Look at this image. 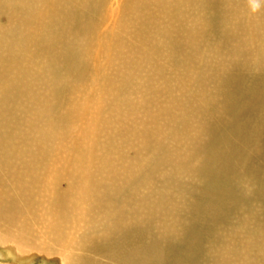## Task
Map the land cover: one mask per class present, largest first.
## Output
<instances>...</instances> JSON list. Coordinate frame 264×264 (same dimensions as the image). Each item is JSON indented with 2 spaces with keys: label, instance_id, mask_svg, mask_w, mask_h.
Returning a JSON list of instances; mask_svg holds the SVG:
<instances>
[{
  "label": "bare ground",
  "instance_id": "obj_1",
  "mask_svg": "<svg viewBox=\"0 0 264 264\" xmlns=\"http://www.w3.org/2000/svg\"><path fill=\"white\" fill-rule=\"evenodd\" d=\"M112 1L0 0V264H264V0Z\"/></svg>",
  "mask_w": 264,
  "mask_h": 264
},
{
  "label": "rangeland",
  "instance_id": "obj_2",
  "mask_svg": "<svg viewBox=\"0 0 264 264\" xmlns=\"http://www.w3.org/2000/svg\"><path fill=\"white\" fill-rule=\"evenodd\" d=\"M121 0H113L110 6V14L108 16L107 22L104 23V28L103 29V33L106 35L109 32L113 31V29L116 26V18L118 15V12L120 11L119 9V4H120ZM105 50V49H103ZM108 55L107 52H100L97 56H93V61H92V71L89 73V75L87 76V78L85 79L84 82V90L89 91V93L91 95L94 96V98L102 92L103 88H104V83H105V65L107 64L108 61ZM109 62V61H108ZM108 66V64H107ZM92 96V97H93ZM86 97H89L86 95ZM97 99V98H96ZM96 99H93V104H91L89 107H85V108H80L78 110H80L78 112V119L75 122V124H73V128L75 131H72V134L69 135V138H66L69 143L66 144V142L63 144V146L61 147L62 150L59 151L58 153H61V157L63 159L66 158L67 154L68 156H70V154L76 150L79 149L78 147H82L83 145L79 144L80 143V138L77 136L79 133H81L82 137H84L86 139V134L90 133V131L92 130V128L95 126L96 124V118L98 116V109H96ZM98 120V119H97ZM74 137V138H73ZM71 138H73L71 140ZM134 155V152H127V157L130 159L132 158ZM62 163L63 165V160L58 161V164ZM143 163V162H142ZM140 162L135 161L133 168L142 166L140 164H142ZM125 167H130V166H125ZM61 186H66L65 182L62 181L60 183ZM34 228H36V232L39 230H42V228H38V226H35ZM39 233V232H38ZM35 241L37 242L38 238H34ZM33 259V263L31 264H60L61 260L55 256V257H46L45 255H36L35 257L32 258ZM49 262V263H48Z\"/></svg>",
  "mask_w": 264,
  "mask_h": 264
}]
</instances>
